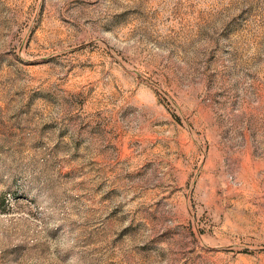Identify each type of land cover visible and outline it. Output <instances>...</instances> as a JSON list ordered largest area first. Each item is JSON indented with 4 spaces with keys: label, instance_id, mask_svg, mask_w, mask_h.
<instances>
[{
    "label": "rangeland",
    "instance_id": "374dc122",
    "mask_svg": "<svg viewBox=\"0 0 264 264\" xmlns=\"http://www.w3.org/2000/svg\"><path fill=\"white\" fill-rule=\"evenodd\" d=\"M0 264H264V0H0Z\"/></svg>",
    "mask_w": 264,
    "mask_h": 264
}]
</instances>
